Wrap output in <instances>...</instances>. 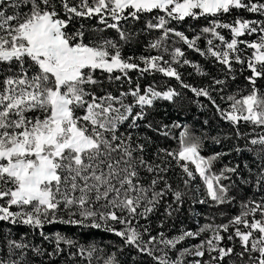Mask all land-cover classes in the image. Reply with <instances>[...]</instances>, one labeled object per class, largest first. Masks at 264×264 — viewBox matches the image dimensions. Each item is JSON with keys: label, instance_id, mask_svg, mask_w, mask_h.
Returning a JSON list of instances; mask_svg holds the SVG:
<instances>
[{"label": "snow or ice", "instance_id": "obj_1", "mask_svg": "<svg viewBox=\"0 0 264 264\" xmlns=\"http://www.w3.org/2000/svg\"><path fill=\"white\" fill-rule=\"evenodd\" d=\"M233 10L264 17V0H0V222L41 230L43 240L55 243L52 254L64 251L63 244L77 249L69 252L70 258L79 256L88 264L103 250L60 232L49 236L42 229L55 224L103 229L119 237L123 246L150 258L145 264H188L189 256L199 258L191 264H264V93L257 86L258 80H264V19L237 16L226 22L223 17ZM146 16L138 31L125 27ZM201 17L209 21L208 26L192 38L173 26V22ZM77 18H97L104 27L92 32L112 29L119 39L89 38L84 24L70 30ZM222 29L229 30L230 39L221 34ZM153 30L161 35L149 41L148 48L158 55L123 54L125 45L139 43L140 34ZM254 34L255 40L240 39ZM173 36L177 39L170 51ZM201 37L206 38L205 49L197 45ZM179 42L214 58L224 66L226 78L213 76L209 85L199 88L184 82L173 65H191L201 76L210 74L186 58L185 51L175 46ZM241 44L253 50L251 56L244 55ZM234 65L240 66L241 73H251L244 77L251 86L246 95L240 89L226 93L227 78L236 80ZM133 70L141 76L160 73L174 78L181 88L206 98L233 126L234 138L244 141L233 151L254 153L255 171L247 163L243 167L248 175L240 165L213 171L227 153L203 156L202 141L192 139L187 129L180 133L179 150L157 148L150 157L151 137L132 130L153 129L150 121L140 123L147 119V109L158 100L174 101L182 94L171 87L157 90L154 85L142 91L139 83L119 95L107 90L105 79L111 85L127 78L131 84L128 73ZM213 92L227 107L216 102ZM241 125L251 130L241 131ZM172 161L182 172L184 189L191 190L197 176L203 181L206 196L194 203L210 208L232 205L237 202L235 191L245 185L254 186L259 199L255 193L242 198L239 213L227 223H206L172 236L164 231L153 235L150 224L140 220L149 221L169 195L173 200L164 207L165 216L171 218L188 194L170 182ZM195 190L199 193L198 186ZM204 233L210 235L199 244L183 246ZM10 234L9 230L5 237L0 224V238L6 240L5 248H0V264H33L26 259V249L44 254L41 247L11 239ZM225 240H238L242 250L237 251L235 243L223 244ZM103 264L121 262L112 253Z\"/></svg>", "mask_w": 264, "mask_h": 264}, {"label": "trees", "instance_id": "obj_2", "mask_svg": "<svg viewBox=\"0 0 264 264\" xmlns=\"http://www.w3.org/2000/svg\"><path fill=\"white\" fill-rule=\"evenodd\" d=\"M76 2V0H73ZM63 15V13H61ZM237 16L244 19H264L258 14L248 13L244 10H233L231 14H227L223 17L226 22H231ZM66 18V17H65ZM144 17L140 22L129 21L125 25L127 28L139 30L143 27ZM209 21L203 17L200 19H186L182 23L173 22V26L184 32L190 38L195 37L200 33V30L208 26ZM80 24H84L86 34L89 38H99L101 36L105 38H111L118 40V34L115 30L107 29L104 32H92L93 28H103L104 26L98 23L97 18H77L69 26L70 30L78 28ZM221 34L225 35L226 38H231L230 32L227 29L220 30ZM161 35L157 30L152 32L142 33L138 36L139 43L135 40L130 45H125L123 49V54L125 56H140V55H158V51L148 48V42L155 40ZM211 38V37H207ZM256 35L248 36L245 35L240 37L241 40L252 41L255 40ZM177 38L174 36L169 40V50L171 51L172 42ZM220 42L214 40V44H219ZM197 45L201 49L207 47L206 38L201 37L197 41ZM175 46L181 47L185 51L186 58L192 63L200 64L201 67L208 72L209 76H201L196 73L195 69L191 65H184L178 67V71L181 73L182 80L188 84H191L195 87H204L211 83V77H216L220 79H225V70L224 66L217 63L214 58L201 56L198 52L188 49L186 45L182 42L176 43ZM239 47L243 50L244 55L251 56L253 50L246 48L245 45L241 44ZM165 59H171L170 56H165ZM236 68V80L232 81L228 79V86L226 93L235 92L238 89L243 90L242 95L248 94L251 91V86L245 80V76L250 75L249 71H243L239 65H234ZM99 75V73H97ZM118 74V73H114ZM128 76L131 77V84H129L127 78H123L121 81L113 82L111 85L108 84L105 79V87L108 91H111L114 95H119L121 91H128L129 88H135L136 84L139 83L141 90L145 89L149 85H154L157 87V90H167L169 87L174 88L181 92V96L176 98L174 101H165L158 100L155 102L154 106L151 109H147L148 116L145 121L140 123L146 124L149 121L152 122L153 129H158L155 131L153 129H148L141 127L139 129L132 130L135 133L140 135H147L151 137L152 143L148 147V153L151 157L157 148H166L170 151L179 150L180 148V133L187 129L189 136L192 139H200L202 141V150L201 154L205 157L212 156L216 153H227L223 155L215 163L213 171L219 172L224 166H235L240 165L242 173L248 175L247 169H244V164H249L253 171H255V165L252 164V161L255 159L254 153L249 152H240L237 153L233 151V148L236 145L240 147L244 146V141H237L234 138V129L233 126L224 121L219 114L216 113L215 108L211 103L204 97H196L188 89H183L180 87L179 82L174 78H168L163 76L160 73L144 74L141 76L137 71L133 70L128 73ZM257 86L261 89V92L264 93V80H258ZM219 87V86H217ZM225 93V94H226ZM212 95L216 98V102L221 105V107H227V105L220 100V94L213 92ZM132 97H128V102L132 101ZM138 110V109H137ZM207 121V123H205ZM167 125V128L164 126ZM178 125V126H177ZM124 127L121 128V131H124ZM251 126L241 125V131H250ZM167 131L168 135H161V132ZM256 131H261V129H256ZM213 138L220 139L221 143L217 144L214 142ZM169 160L171 158L169 157ZM183 163V162H182ZM172 169L169 172L170 182L173 187L179 186L180 190L187 191V196L184 198L185 202L183 206L180 207V210L173 214L171 218L165 216V207L164 203L172 202L173 197L171 195L165 198V202L159 207L155 215H152L149 221L140 220V224L149 223L152 229V234L156 235L159 231H164L168 236L176 235L180 230H192L195 231L197 228L206 223H227L231 216L239 213V201L242 198L252 197L255 193L256 198L259 199L260 193L257 192L256 188L252 185L243 186L242 190H236L235 195L237 197V202L232 205H224L220 207H209V205H201L194 203V199H197L201 196H206L205 186L203 181L197 176V179L193 182L192 189H184L182 181L179 179L182 172L179 167L175 165V161H172ZM190 168H193L194 165L189 164ZM233 179H237L233 177ZM224 183H229V181H224ZM199 187V193L196 192V187ZM175 207V204L173 205ZM161 222L164 223V227L160 228L159 225ZM135 223V221H133ZM3 225V234L5 237L8 236L10 230V238L20 240L23 239L25 242H30L31 245H36L44 249V254L37 256L31 251V249H26L28 253L26 259H30L33 264H88L87 260L82 257L76 256L73 260L69 257V252H76L77 249H69L66 245H61L64 251L59 254L54 253L55 243L43 240L39 235L37 229H32L25 225H9L6 222H0ZM116 227H122L121 225H116ZM47 235L54 236L56 232H60L63 235L73 238L78 241L80 244H84L86 247L89 244H95L98 248L103 251L97 252L93 259L92 264H103L104 259L110 256L112 253H116L117 259L121 264H145L146 261H149L150 258L144 257L139 254L132 247L123 246V242L119 237H116L114 234L104 231L103 229H91L84 227H74L62 224L55 225H46L42 229ZM231 231V229H230ZM210 233H204L198 239H189L185 241V247L190 245L199 244L201 240L208 237ZM226 235V234H225ZM236 244V250L240 251L239 242L236 241H227L225 240L223 244L231 245ZM6 240L0 238V248H5ZM194 259H199L198 257H187L188 264H191V261ZM207 259V255L205 256Z\"/></svg>", "mask_w": 264, "mask_h": 264}]
</instances>
